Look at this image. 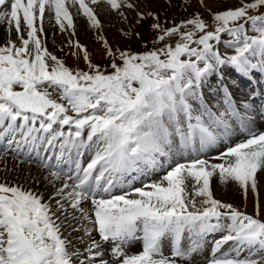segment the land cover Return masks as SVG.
Segmentation results:
<instances>
[{
	"label": "snow or ice",
	"instance_id": "1",
	"mask_svg": "<svg viewBox=\"0 0 264 264\" xmlns=\"http://www.w3.org/2000/svg\"><path fill=\"white\" fill-rule=\"evenodd\" d=\"M69 4L93 29L103 27L97 7L124 20V9L139 7L0 0V264H192L205 252L204 264H264V131L254 115L264 97V0L171 24L138 11L137 24L153 21V47L114 48L101 32V66L70 40L85 68L67 66L42 39L47 13L75 34ZM216 178L245 201L251 192L253 211L216 199Z\"/></svg>",
	"mask_w": 264,
	"mask_h": 264
},
{
	"label": "rangeland",
	"instance_id": "2",
	"mask_svg": "<svg viewBox=\"0 0 264 264\" xmlns=\"http://www.w3.org/2000/svg\"><path fill=\"white\" fill-rule=\"evenodd\" d=\"M134 2L139 5L137 9H124L127 20H124L115 13L113 19L110 20L108 17H105L99 13L102 18H99V16L98 18L101 20L103 27L102 29H93L90 27L87 19L81 15V19L84 21L83 26L85 27V30L81 31L80 24L74 20V35L72 34L71 30L68 32H61L58 30V33H54V30H49L45 31L46 33H49V35L46 34V36L42 39L46 42V46L48 47L49 51H52L59 58L63 59L66 62V65L71 68H85V63L82 58L77 61L76 58L71 55L75 49L74 47L69 46L68 42L70 40L73 41V43L78 41L80 45L84 46L91 55L94 63L100 64L101 66H106L107 60L103 56L102 42L97 38L98 34L101 32L106 37L108 43L114 48L118 47L122 50L131 49L133 52H140L144 51L145 47L149 49L153 47L152 38L155 33L150 29V24L153 21L151 18H147L137 24L136 13L138 11H143L145 13L151 11L159 16L162 23L167 22L168 24H171L173 21L178 23L183 19H187L195 12H200L205 19H208L209 14L206 11V8H211L212 11H217L234 5V0H204V7H201L197 0H189L191 6L187 7H185L184 0H134ZM70 9H74V6L69 5V10ZM124 33H130V35H124ZM136 33L140 34L139 37L136 36ZM6 38L0 39V44H3ZM221 51H223V48H221ZM227 68L228 67H225L223 71H225ZM228 70L231 71L230 68H228ZM225 74L228 75L229 73L226 71ZM208 80L210 81L212 79L210 78ZM255 103H257V101H255ZM258 108L260 109V106H258ZM255 127L261 131H264V118L263 120H260V123L255 125ZM240 138H242L240 135L233 137L230 142L235 143ZM226 147L227 145L222 143L220 146H218V148L210 150L207 155L215 156L218 154V152L223 151ZM160 175H163V172L152 176L151 179H159ZM136 186L140 185L137 184ZM212 189L216 199H219L223 202L232 203L242 210L244 209L245 204H247V211L250 213L253 211L254 197L252 196L251 192H249L248 199L245 201L242 190L234 182L221 184L218 178H216L212 183ZM259 202L262 209V214H264V174H261ZM81 247L83 246L81 245ZM140 250L141 244L139 242H135L129 248V251L132 253L138 252ZM165 254H170L167 247L165 248ZM206 255L207 252H205L203 256L198 255L194 257L192 264H204V256Z\"/></svg>",
	"mask_w": 264,
	"mask_h": 264
},
{
	"label": "bare ground",
	"instance_id": "3",
	"mask_svg": "<svg viewBox=\"0 0 264 264\" xmlns=\"http://www.w3.org/2000/svg\"><path fill=\"white\" fill-rule=\"evenodd\" d=\"M69 5H71V4H69ZM69 5H68V7H69ZM96 11H97V13H98L99 18H102V16H100V14H101V15H104L105 17H108L110 20L113 19V16H114V13H115V12L109 10V9L107 8V6L97 7V8H96ZM70 12L73 14V16H74V20H76L77 23L80 24L81 31L85 30V27L83 26L84 21H83V19H81V15L77 13V7H74V9H70ZM99 13H100V14H99ZM44 23H45V25H44V26H45V27H44L45 31L54 30V33H58V30H60V29H59V26H57V25L55 24V20H54V18L51 17V13H47V14H46V19H45ZM5 27H6V26H0V39H2V38H6V37H7V32L5 31ZM46 34L49 35V33H46ZM228 77H229V76H228ZM206 87H207V86H206ZM241 87H243V86H241ZM233 91H234V95H235V97H236L238 100H239L241 97L247 98V97L245 96V91H246V89H245V91H242L241 88H234ZM204 92H206V89H204ZM256 109H257V108H256ZM256 113L259 114V110H258V109H257ZM256 113H254V115H255V117H256V124H255V125L259 124V123H260V120L264 118V117H262V116L260 115V119H259V118L256 116ZM236 127H238V126H236ZM237 132H238V130H237ZM238 135H239V134L234 135V136H238ZM216 151H217V150H216ZM9 163L11 164V161H9ZM25 167H26V166H25ZM33 172H35V169H34V168H33ZM0 175H3V173H0Z\"/></svg>",
	"mask_w": 264,
	"mask_h": 264
}]
</instances>
